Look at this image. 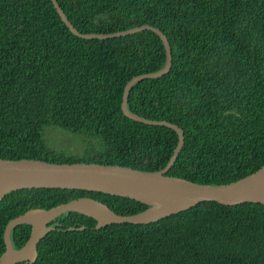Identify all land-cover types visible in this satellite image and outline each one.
I'll use <instances>...</instances> for the list:
<instances>
[{
    "label": "trees",
    "instance_id": "obj_1",
    "mask_svg": "<svg viewBox=\"0 0 264 264\" xmlns=\"http://www.w3.org/2000/svg\"><path fill=\"white\" fill-rule=\"evenodd\" d=\"M57 2L82 34L151 26L166 35L170 71L136 83L128 109L183 130L185 144L168 176L228 185L264 166V0ZM166 60L153 31L84 39L52 0H0V159L163 170L178 146L177 131L128 118L122 103L133 78L161 71ZM50 128L79 138L81 149L54 148ZM81 198L122 216L150 208L82 190L9 193L0 201V259L10 221ZM98 224L79 212L57 217L33 264H264L261 203L204 202L147 225ZM31 232L29 224L15 227L13 248H24Z\"/></svg>",
    "mask_w": 264,
    "mask_h": 264
},
{
    "label": "water",
    "instance_id": "obj_2",
    "mask_svg": "<svg viewBox=\"0 0 264 264\" xmlns=\"http://www.w3.org/2000/svg\"><path fill=\"white\" fill-rule=\"evenodd\" d=\"M65 25L76 36L84 39H110L153 31L164 43L166 66L161 71L133 78L125 87L122 110L130 119L147 125H163L177 131L179 143L169 164L161 171L145 172L128 167L102 164H54L39 160L0 159V201L9 193L25 189H68L98 192L136 200L150 208L138 215L122 216L107 205L92 198H81L52 208L36 209L10 221L5 231L6 252L0 264H33L37 259L38 245L45 234L54 230L48 227L54 219L66 212H79L96 219L98 229L111 224L130 223L147 225L172 215L187 211L204 202H217L226 206L244 203L264 204V166L257 172L228 185H198L185 179L168 176L185 144L183 130L169 122L147 120L128 109L132 87L144 80L160 78L172 67V51L169 40L159 29L142 26L110 35L82 34L72 25L57 0H52ZM37 214V220L32 215ZM32 226L31 237L21 250H15L11 242L12 230L21 225Z\"/></svg>",
    "mask_w": 264,
    "mask_h": 264
},
{
    "label": "rangeland",
    "instance_id": "obj_3",
    "mask_svg": "<svg viewBox=\"0 0 264 264\" xmlns=\"http://www.w3.org/2000/svg\"><path fill=\"white\" fill-rule=\"evenodd\" d=\"M49 131L50 135H48L49 141L51 145L60 150H75L78 151L81 149L80 147V140L79 138L71 135L69 132L66 131H52L53 128H50Z\"/></svg>",
    "mask_w": 264,
    "mask_h": 264
},
{
    "label": "bare ground",
    "instance_id": "obj_4",
    "mask_svg": "<svg viewBox=\"0 0 264 264\" xmlns=\"http://www.w3.org/2000/svg\"><path fill=\"white\" fill-rule=\"evenodd\" d=\"M31 217L33 220H37V214H33Z\"/></svg>",
    "mask_w": 264,
    "mask_h": 264
}]
</instances>
